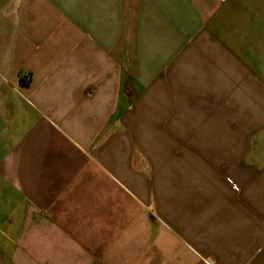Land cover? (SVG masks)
I'll list each match as a JSON object with an SVG mask.
<instances>
[{
	"label": "crops",
	"instance_id": "crops-1",
	"mask_svg": "<svg viewBox=\"0 0 264 264\" xmlns=\"http://www.w3.org/2000/svg\"><path fill=\"white\" fill-rule=\"evenodd\" d=\"M0 264H264V0H0Z\"/></svg>",
	"mask_w": 264,
	"mask_h": 264
},
{
	"label": "built area",
	"instance_id": "built-area-1",
	"mask_svg": "<svg viewBox=\"0 0 264 264\" xmlns=\"http://www.w3.org/2000/svg\"><path fill=\"white\" fill-rule=\"evenodd\" d=\"M221 1H226V0H221ZM236 188V186H234Z\"/></svg>",
	"mask_w": 264,
	"mask_h": 264
}]
</instances>
